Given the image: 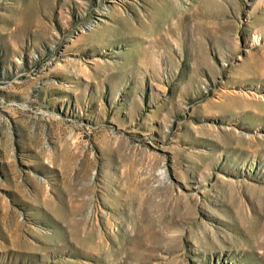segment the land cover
Returning a JSON list of instances; mask_svg holds the SVG:
<instances>
[{"label": "rangeland", "instance_id": "rangeland-1", "mask_svg": "<svg viewBox=\"0 0 264 264\" xmlns=\"http://www.w3.org/2000/svg\"><path fill=\"white\" fill-rule=\"evenodd\" d=\"M0 264H264V0H0Z\"/></svg>", "mask_w": 264, "mask_h": 264}]
</instances>
